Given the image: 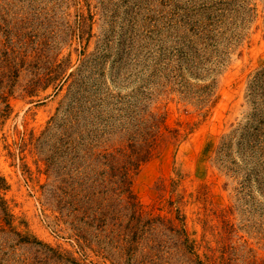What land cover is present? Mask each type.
Instances as JSON below:
<instances>
[{
  "label": "rangeland",
  "instance_id": "obj_1",
  "mask_svg": "<svg viewBox=\"0 0 264 264\" xmlns=\"http://www.w3.org/2000/svg\"><path fill=\"white\" fill-rule=\"evenodd\" d=\"M0 264H264V0H0Z\"/></svg>",
  "mask_w": 264,
  "mask_h": 264
}]
</instances>
